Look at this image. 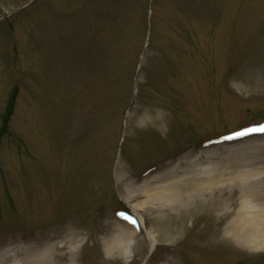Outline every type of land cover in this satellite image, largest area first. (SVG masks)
<instances>
[{
	"label": "rangeland",
	"instance_id": "rangeland-1",
	"mask_svg": "<svg viewBox=\"0 0 264 264\" xmlns=\"http://www.w3.org/2000/svg\"><path fill=\"white\" fill-rule=\"evenodd\" d=\"M261 127L264 0H0V245L77 232L80 264H264L200 204L170 240L140 224L130 259L101 240L141 222L120 172L142 181Z\"/></svg>",
	"mask_w": 264,
	"mask_h": 264
},
{
	"label": "bare ground",
	"instance_id": "bare-ground-1",
	"mask_svg": "<svg viewBox=\"0 0 264 264\" xmlns=\"http://www.w3.org/2000/svg\"><path fill=\"white\" fill-rule=\"evenodd\" d=\"M222 148L252 155L257 150L264 153V136L257 141L248 138L228 148L215 147L192 157L184 154L142 181L120 172L118 185L126 186L122 198L136 215L142 212L141 222L132 223V218L116 220L101 238L105 255L127 260L132 253L143 252V240L137 241L139 225L147 226L148 222L151 226L153 220L162 228V237L170 240L177 234L176 216L199 204L215 214L218 226L225 224L223 237L249 251L264 250V158L212 163ZM149 212L152 218L145 219L143 214L148 217ZM154 230L151 227V232ZM80 236L70 232L40 239L12 238L0 245V264H80Z\"/></svg>",
	"mask_w": 264,
	"mask_h": 264
},
{
	"label": "snow or ice",
	"instance_id": "snow-or-ice-1",
	"mask_svg": "<svg viewBox=\"0 0 264 264\" xmlns=\"http://www.w3.org/2000/svg\"><path fill=\"white\" fill-rule=\"evenodd\" d=\"M257 131L264 132V127H261V128H259V129H257ZM131 222H132V223H135V221H134V220H132Z\"/></svg>",
	"mask_w": 264,
	"mask_h": 264
}]
</instances>
